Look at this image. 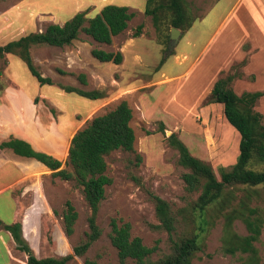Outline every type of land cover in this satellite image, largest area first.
I'll return each mask as SVG.
<instances>
[{
	"label": "rangeland",
	"instance_id": "374dc122",
	"mask_svg": "<svg viewBox=\"0 0 264 264\" xmlns=\"http://www.w3.org/2000/svg\"><path fill=\"white\" fill-rule=\"evenodd\" d=\"M144 1L0 0V42L29 32H41L51 23L62 24L78 11H85L86 16L91 17L106 4L126 5L135 12L127 28L113 36L110 43L97 42L80 32L68 45L32 44L30 47L36 68L52 80V84H44L31 98L39 122L35 130L41 131L43 123L42 126L49 130L56 128L68 139L94 116L114 108L121 100H126L132 109L133 148H119L105 155L106 174L112 182L105 187L95 218L101 235L70 264H86V259L98 264H120L109 238L112 217L129 222L131 235L139 236L145 245L157 244L158 249L150 260L170 253L169 236L157 227L152 193L165 199L175 212L174 236L196 233L202 240V249L191 264H243L246 254L224 252L225 240L234 234L249 233L241 217L235 215L242 211L243 199L248 206L258 207L263 224L253 244L262 264L264 184L252 187L257 191L251 192L248 199L243 185L227 186L225 196L207 208L206 221H203L193 208L200 189L186 188L182 174L189 169L179 164L178 151L170 145L168 137L173 133L182 140L181 132L186 130L188 135L183 137L191 153L210 164L218 178L220 169L228 166L218 155L238 154L237 131L228 125L230 132L224 131L218 119L217 122L202 120L200 106L215 81L228 75L235 76L229 86L237 94L264 91V0H182L192 24L183 31L179 29L181 34L171 50L168 46L172 13H161L155 27L151 16L144 13ZM139 25L141 32L135 37L133 33ZM122 47L125 54L122 53L118 64L100 61L91 53L94 48L122 52ZM135 51H139L141 58L132 56ZM194 59V65L184 74L160 80L181 74ZM9 65L6 58L0 59V91L12 81L10 75L19 82L29 76L26 69L16 76L15 66L9 69ZM68 85L101 90L105 97L98 101L67 93L62 86ZM28 89L34 92L32 86ZM254 109L263 115L264 124V95L256 100ZM3 136L0 135V141ZM63 144L55 146L54 140H48L43 146L57 153L56 147ZM66 156L67 153L62 155L61 168L71 170L65 163ZM2 159L7 160L5 168L10 171L6 178L21 204L22 215L25 214L22 236L31 252L38 258L71 253L89 230L91 209L84 199L82 186L73 178L65 180L52 175L50 169L35 159L28 161L0 154ZM250 167L264 171V163L256 160ZM67 200L77 212L74 230L69 236L64 232L62 219ZM2 208L0 206V210ZM10 211L8 206L4 207L6 221L10 219ZM29 213L33 214L31 218L27 216ZM9 251L13 264H27V255L16 248L15 242L9 244ZM5 256L7 258V254ZM124 264L136 263L128 258Z\"/></svg>",
	"mask_w": 264,
	"mask_h": 264
},
{
	"label": "trees",
	"instance_id": "16d2710c",
	"mask_svg": "<svg viewBox=\"0 0 264 264\" xmlns=\"http://www.w3.org/2000/svg\"><path fill=\"white\" fill-rule=\"evenodd\" d=\"M170 12L171 26L182 31L189 28L192 20L186 15L182 0H145L144 13L151 16L155 27L158 26L161 13ZM135 12L126 5L106 4L100 11L91 17L85 11H78L62 24L51 23L41 32H29L17 38L0 43V59L7 55L19 58L31 75L39 84H52L50 77L43 76L36 68L31 54L32 44H48L63 46L75 40L80 32H84L97 42L110 43L112 37L123 32L128 21ZM142 26L135 29L133 36H138ZM92 55L100 61H111L118 64L122 61L120 51L112 52L94 48ZM160 62V65L162 64ZM244 63V60L242 61ZM235 76L228 75L217 79L212 87L206 102H216L223 106V114L228 123L239 133L238 154L233 164L223 166L219 178L215 175L211 165L194 156L188 147L172 133L168 139L171 146L178 151V162L188 168L182 174L186 188L190 191L200 189V193L193 203V208L204 219L207 208L222 199L227 186L243 185L246 198L252 188L264 184V171L250 167L254 160L264 163V124L263 115L254 109V104L264 91H244L237 94L230 86ZM65 92L75 93L78 96L100 100L105 97L101 90H83L75 86H62ZM36 101V99H35ZM132 109L126 100H121L114 108L94 116L85 126L77 130L70 139L66 164L71 170L61 168L62 160L43 151L32 148L30 143L23 139L10 138L0 143V149L10 148L14 153L34 158L52 171V175L62 179H75L82 186L83 196L91 209L88 217L89 230L85 239L72 248L71 253L61 257H36L24 241L21 231L20 211L18 218L12 223L3 224L10 232L16 248L27 255V264H70L75 256L83 255L101 235V229L96 224V214L99 204L104 198L105 187L112 182L106 174L105 155L115 149L131 150L135 140L133 128L130 125ZM154 201L155 214L158 220L157 227L164 229L171 243V252L156 260H150L151 254L157 251V244L147 246L139 236H132L131 225L112 217L110 219V242L117 250L120 264L128 258L136 264H191L196 253L202 249L198 234L176 237L177 217L170 204L162 197L151 194ZM243 199V209L235 215L241 217L249 233L244 236L234 234L225 240L224 252L234 255L236 252L246 254L243 264H259L258 250L253 242L258 239L263 224L258 207H250ZM62 214L64 232L71 235L77 212L72 203L67 200ZM246 211V212H245ZM232 216L228 217L230 220ZM203 229V228H202ZM86 264H98L94 260L86 259ZM264 264V262L262 263Z\"/></svg>",
	"mask_w": 264,
	"mask_h": 264
},
{
	"label": "crops",
	"instance_id": "0c3cea01",
	"mask_svg": "<svg viewBox=\"0 0 264 264\" xmlns=\"http://www.w3.org/2000/svg\"><path fill=\"white\" fill-rule=\"evenodd\" d=\"M138 4L140 3L138 2ZM144 6H145V1L142 7L143 9H144ZM142 8H138L139 11H142L143 10ZM0 43H3V41H1ZM120 50L122 51L121 53L125 54L123 47L120 48ZM132 56H134L136 59L141 58V56L139 55V51H135ZM5 58L7 59V64L8 63L10 64L8 67L9 69L11 65L15 66L16 76H18V72L20 74L24 71V69L28 71L29 76H26L21 82H19V81H15L14 79H12L14 77L10 75L12 77L11 78L12 81L10 82L9 85L5 86V88L2 89V91H0V94H1V97H0V135H4L0 143L2 141L9 140L12 137L23 139L27 141L28 143H30L33 149L37 151L46 152L61 160L62 155H65L66 153L68 155V147H69L71 138L67 139L63 133L57 132L56 128H54V130L52 128H50V130L47 129L45 125L42 126L43 123L42 125H40L41 123L39 124L41 126V131H37L34 128L39 122L36 121L37 119L36 106L34 105L31 98L33 94L38 89H40L44 84L43 85L39 84V82L31 75V73L29 72V70L23 63V61H21L19 58L13 55H7ZM195 61L196 60L194 59L193 62L189 65V67H187V69L181 74L176 75V76H171V77L166 76L160 80H165V79L169 80V79H172L173 77H178L184 74L194 65ZM31 86L34 88L33 89L34 92L29 91L28 87H31ZM211 90H212V87L209 88V91L207 94L208 97L210 96ZM96 105L97 103L94 104L93 107H95ZM200 109H201V114L199 115H201L202 120L204 121L206 120V122H214V120H216L217 122V119H218L224 125V131L227 130L228 132H230L227 128V125L228 126H231V125L228 123V121L224 117L222 104L216 103V102L203 101L202 105L200 106ZM216 115H217V118H214ZM181 133H182L181 141L189 149L190 147L188 146L186 139H184L183 137V135H188V133L186 132V130H182ZM222 136L225 138L224 134ZM237 137L239 138V133ZM48 140H51V141L54 140L55 146L61 143H64V144L59 147H56L57 149V153H56V152L46 149L43 146ZM232 140L235 143L237 139L236 137H234ZM190 150L191 149H189V151ZM237 150H238V143H237ZM0 154H9L13 158L23 159V160H28V161L34 159V158L20 156L14 153L13 150L10 148L0 149ZM236 156H237V153L234 156H232V154L224 153V154H219L218 158L223 161L224 165H230L235 162ZM6 161L7 160L5 159L0 160V206L3 207L0 210V264H13L12 256L9 251V244L13 243L14 241H13V238L10 232L7 231L3 227V224L12 223L15 219L18 218L17 213L18 211H20L19 219L21 220V224H22V232L25 234V223H24L25 214L22 215L21 204L19 203L17 198L14 196L10 188L9 181H7L8 179L6 178V176L9 173L8 171H10V168H5L7 165ZM7 206L11 208V211L9 214L10 215L9 221L8 220L6 221L3 217L4 207H7ZM27 216L31 218L33 214L29 213ZM6 254H7V258L5 256Z\"/></svg>",
	"mask_w": 264,
	"mask_h": 264
},
{
	"label": "water",
	"instance_id": "95a60500",
	"mask_svg": "<svg viewBox=\"0 0 264 264\" xmlns=\"http://www.w3.org/2000/svg\"><path fill=\"white\" fill-rule=\"evenodd\" d=\"M181 34V31L178 28L172 27L170 30V42H169V50L173 48V46L176 44L179 35Z\"/></svg>",
	"mask_w": 264,
	"mask_h": 264
}]
</instances>
